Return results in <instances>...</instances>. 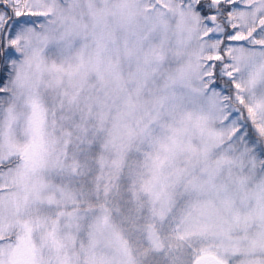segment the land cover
I'll use <instances>...</instances> for the list:
<instances>
[{
    "label": "snow or ice",
    "instance_id": "snow-or-ice-1",
    "mask_svg": "<svg viewBox=\"0 0 264 264\" xmlns=\"http://www.w3.org/2000/svg\"><path fill=\"white\" fill-rule=\"evenodd\" d=\"M0 264H264V0H0Z\"/></svg>",
    "mask_w": 264,
    "mask_h": 264
}]
</instances>
